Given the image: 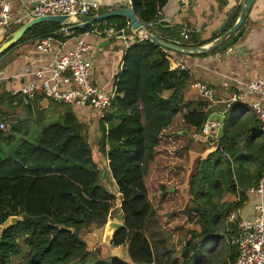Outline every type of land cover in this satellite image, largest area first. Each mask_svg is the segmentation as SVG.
<instances>
[{
  "label": "trees",
  "instance_id": "trees-1",
  "mask_svg": "<svg viewBox=\"0 0 264 264\" xmlns=\"http://www.w3.org/2000/svg\"><path fill=\"white\" fill-rule=\"evenodd\" d=\"M129 1L139 22L147 26L155 22L167 2ZM129 25L122 18L103 20L69 31V38L93 30L132 33ZM65 27L38 24L15 46L48 37L65 41L68 38L61 32ZM147 33L183 48L195 47L176 42L172 32L151 28ZM170 54L176 52L134 36L122 57L115 96L105 117L97 119L94 138L90 127L69 107L56 122L44 127L33 143L28 137H19V125L8 134L0 129V225L11 216L19 218L15 226L0 232V264H12L15 258H20L18 264H153L141 229L155 194L163 205L172 203L170 195L179 194L183 203L177 213L195 218V228L188 232L195 241L193 254L183 256L182 264L236 262L238 251L232 243L236 229L227 227L226 219L243 208L247 189L261 179L264 129L247 107L225 111L220 141L190 167L189 138L200 135L212 111L197 95L184 96L188 76L170 70ZM42 100L38 96L30 104L25 101L27 106L22 97H13L2 88L0 119L7 114L2 108L26 105L30 114L31 105ZM178 120L182 121L184 140L169 152L162 139ZM99 155L108 161V174L107 169L99 168ZM182 172L184 179L179 185ZM104 181L112 185L113 192ZM115 192L121 196L122 223L114 229L111 245L127 247L128 260L124 262L102 257L100 248L90 250L84 240V234L107 223L115 207Z\"/></svg>",
  "mask_w": 264,
  "mask_h": 264
},
{
  "label": "crops",
  "instance_id": "crops-1",
  "mask_svg": "<svg viewBox=\"0 0 264 264\" xmlns=\"http://www.w3.org/2000/svg\"><path fill=\"white\" fill-rule=\"evenodd\" d=\"M96 1H100L110 11L125 6L124 4L128 2V0ZM239 2L240 0H167L155 22L150 25L152 30H163L167 34L172 32L173 38L178 43H188L195 46L194 48L205 49L204 52L195 54H172L168 61L175 65L185 66L182 72L187 74L188 80L183 91L184 96L197 95L192 87L196 81H202L214 90L215 100L219 104L214 108L213 113H222L223 101L229 99L235 92L241 91L250 82L257 81L264 76V0H254L241 27L243 35L231 48L222 51L220 47L223 44L215 48L212 42L213 32L217 28L225 23L234 25L240 10ZM130 30L132 33H122L128 43L134 35L131 27ZM182 32L188 36L187 40H183L178 35ZM85 39L94 50L92 83L105 91H110L113 75L122 61V50L126 41L90 34ZM3 42L0 41V45ZM74 45L75 39L67 40L63 51L73 49ZM11 55L10 53L0 63ZM50 58L51 56H44L34 51L32 54L29 52L24 57L11 61L6 69L0 71L1 91L3 88L10 92L35 81L34 73L46 70ZM224 84H227V88H223ZM62 89L64 90L65 87ZM169 95L170 93H165L166 97ZM48 104L54 105L47 100L39 103L42 108H46ZM67 107L59 105L56 116L64 114ZM70 109L79 121L90 127V137L94 138L98 133L96 115L82 106L74 105ZM181 124L182 121L178 120L165 132L161 144L166 145L169 152L179 147L184 140L183 131L180 130ZM189 140H192L187 150L190 164L201 158L203 150H208V148L200 135L193 136ZM106 163L108 174V161ZM229 200L233 202L235 198L229 197ZM259 201L260 199L256 196L249 197L243 208L238 211L240 216L246 220H252V205ZM86 241L89 249L92 250L96 242L92 239ZM152 256L153 264H156L153 252Z\"/></svg>",
  "mask_w": 264,
  "mask_h": 264
},
{
  "label": "built area",
  "instance_id": "built-area-1",
  "mask_svg": "<svg viewBox=\"0 0 264 264\" xmlns=\"http://www.w3.org/2000/svg\"><path fill=\"white\" fill-rule=\"evenodd\" d=\"M244 0H240L242 6ZM125 6L131 7L128 0ZM110 11L108 7L96 0H0V41H6L11 34L23 27L28 22L48 16H66L73 22L78 17H92ZM67 26V25H64ZM67 27L61 32L66 38L75 39L74 48L63 51L66 41L55 40L48 37L34 43L35 51L44 56H51L46 70L34 73V80L18 89L10 91L13 97H22L24 101H34L38 96L44 100L68 106H82L93 112L97 119H103L108 112L115 96L116 84L122 71L123 63L119 64L118 70L113 75V83L110 91H105L94 85L91 80L94 50L86 36L116 38L126 41L122 32L116 33L112 29L105 31L93 30L77 38H69ZM133 31V30H132ZM134 34V32H133ZM124 43L122 57L131 45ZM146 39L145 36H138ZM183 40L188 36L185 32L180 34ZM6 39V40H5ZM172 54L169 55V58ZM170 70H185L183 65H175L169 62ZM62 87H65L63 90ZM197 96L208 104L212 114L219 104L215 100L214 90L202 81L192 84ZM227 88V84L223 85ZM254 98V99H253ZM223 111L217 113L223 116L225 111L231 108L247 107L264 129V76L247 84L241 91L235 92L229 99L222 102ZM0 124V129L4 128ZM218 121L210 123L208 120L202 126L200 136L205 144L216 143L215 135L218 129ZM217 144V143H216ZM247 196H256L260 199L252 205V220H246L238 212H232L226 219V226H234L236 235L232 243L237 247L238 258L232 264H264V170L257 186L247 189ZM112 246V245H111ZM113 249L117 248L112 246ZM231 264V263H227Z\"/></svg>",
  "mask_w": 264,
  "mask_h": 264
},
{
  "label": "rangeland",
  "instance_id": "rangeland-1",
  "mask_svg": "<svg viewBox=\"0 0 264 264\" xmlns=\"http://www.w3.org/2000/svg\"><path fill=\"white\" fill-rule=\"evenodd\" d=\"M33 45L34 44H25L18 46L11 52L12 55L9 58L3 63H0V71L6 69L11 61L24 57L26 53H34L35 49ZM47 101L51 102L50 100ZM23 102L27 105V102L24 100ZM30 103L32 102H28V104ZM26 105L20 106L14 110L2 108L3 112L7 114H5L4 118L0 119V124L5 125L1 130H4L5 134H8L13 126L19 125L21 131L19 137L23 139L28 137L27 141L33 143L44 127L58 120L59 117L56 116V112L58 111V106L60 104H48L46 108H42L39 104L36 106L31 105L32 111L30 114L27 113L25 109ZM55 108L57 109L55 110ZM40 109H42V114H39ZM206 145L208 150H203V157L215 148L214 144ZM98 157L100 162L99 168L100 170L105 171L107 169L105 166L106 161L101 155ZM194 162H191L189 166L192 167ZM182 173L181 180L177 181L179 185L184 179V172ZM103 184L108 186L112 192L114 191L112 185L109 183L104 181ZM156 195L157 194L151 195L152 210L141 229L142 237L149 243L151 251L155 256L156 264H182L183 256H192L193 254L192 248L195 241L189 238L188 232L195 228V218L192 215L185 217L177 213V210L183 203V200L178 197L179 194L170 195L172 197H169L168 201L172 200V203L167 202L166 205H163V200L159 201ZM115 197V207L108 217L105 226L101 229H93L84 234V240H94L96 243L92 247V250L95 251L100 248L102 257H113L111 255L114 253L118 260L124 262L128 260L127 247H117L113 249L112 246H110V240L114 229L117 225L122 223V213L120 210L121 196L115 192ZM19 261L20 258H15L13 259L12 264H18Z\"/></svg>",
  "mask_w": 264,
  "mask_h": 264
},
{
  "label": "water",
  "instance_id": "water-1",
  "mask_svg": "<svg viewBox=\"0 0 264 264\" xmlns=\"http://www.w3.org/2000/svg\"><path fill=\"white\" fill-rule=\"evenodd\" d=\"M253 2L254 0H244L243 5L240 6L238 17L236 18V22L234 23V25L225 23L213 32L214 40H212V42L215 48L223 44L220 47V49L222 51H226L227 49L231 48L242 37L243 30H241V27L243 26L245 22V18L247 14L249 13ZM113 18L125 19L130 24V27L133 30L135 35H138V36L143 35L145 36L147 40L169 51L176 52V53H184V54H190V53L195 54L198 52L205 51V49L203 48H183L179 45L165 42L161 40V38H159L157 35L147 33V29H151L150 26L140 23L138 18L134 15L132 8L120 7L118 9L111 10V11L99 14L97 16L78 17L73 22L69 21V19L66 16H48V17L34 19L28 22L27 24H25L23 27L18 29L13 34H11L9 39L0 45V62L18 47L15 45L20 41V39L25 34V32H27L29 29H31L32 27L38 24L56 23V24L63 25V26L67 25L68 27L66 30L71 31L73 29H80V28L88 27V26L95 24L96 22L113 19ZM12 47L14 48L11 49ZM216 121H218V125H219L216 131V135H215L216 143L218 144L222 136L224 123H225V117L217 113L210 114L208 118V122L215 123ZM18 222H19L18 217L11 216L7 218L6 221L2 225H0V232H2V230H8L9 228L15 226ZM68 230L72 232V229H68ZM0 242H1V238H0ZM111 256L117 259L116 254L112 253Z\"/></svg>",
  "mask_w": 264,
  "mask_h": 264
}]
</instances>
